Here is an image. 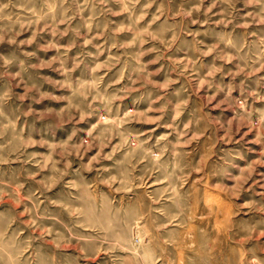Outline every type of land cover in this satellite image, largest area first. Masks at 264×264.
Masks as SVG:
<instances>
[{
	"label": "rangeland",
	"instance_id": "obj_1",
	"mask_svg": "<svg viewBox=\"0 0 264 264\" xmlns=\"http://www.w3.org/2000/svg\"><path fill=\"white\" fill-rule=\"evenodd\" d=\"M0 264H264V0H0Z\"/></svg>",
	"mask_w": 264,
	"mask_h": 264
}]
</instances>
